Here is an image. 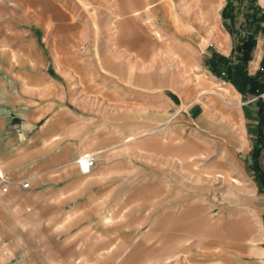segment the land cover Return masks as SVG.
<instances>
[{"label": "crops", "instance_id": "crops-1", "mask_svg": "<svg viewBox=\"0 0 264 264\" xmlns=\"http://www.w3.org/2000/svg\"><path fill=\"white\" fill-rule=\"evenodd\" d=\"M251 13L264 0H0V264H264L254 99L204 65Z\"/></svg>", "mask_w": 264, "mask_h": 264}, {"label": "trees", "instance_id": "trees-1", "mask_svg": "<svg viewBox=\"0 0 264 264\" xmlns=\"http://www.w3.org/2000/svg\"><path fill=\"white\" fill-rule=\"evenodd\" d=\"M224 7L222 15L225 16ZM264 21V13L257 15L251 13L244 16V21L239 24L246 28L249 32L246 36L241 38L239 35H233L232 38L234 45H236L237 55L225 58L224 56L211 52L204 56V65L216 77L232 83L238 91L242 94L243 101L254 99L253 103L256 106L257 118V134L256 144L252 151V160L254 169L259 172L258 157L260 151L264 147V102L260 95L264 93V53L261 59L259 69L254 75H249L247 72V63L249 62L252 52L255 47V38L258 30L261 28L260 23ZM232 23L236 26V20L233 18ZM236 38H240V43L236 44ZM262 176V184L264 185L263 173L259 172Z\"/></svg>", "mask_w": 264, "mask_h": 264}, {"label": "rangeland", "instance_id": "rangeland-1", "mask_svg": "<svg viewBox=\"0 0 264 264\" xmlns=\"http://www.w3.org/2000/svg\"><path fill=\"white\" fill-rule=\"evenodd\" d=\"M248 107H249V109H250L249 111L251 113H253L255 111V107H253L251 105H249ZM250 124L253 127L256 126V122L253 121V120H251V123ZM253 134H254V132H253ZM258 162H259L258 163L259 172L260 173H263V176H264V148L261 150V152L259 154V160H258ZM251 168H252V171L254 172V176L256 178V182L259 185L260 189L261 188H264V185L262 184L263 179H261L262 176H259V172H257L253 168V166H251ZM188 188H192L193 189L192 191H199V192H201V190H203V189H200L199 187L198 188L195 187V185L193 183H190V181H188ZM191 199L193 201V206L191 208L192 210L191 209L189 210L188 215L189 214L192 215V216L195 215V213L193 211V209H194V203H195V205H197V207H198L197 214H200L199 216H203L204 215L206 218L213 217V212H214L213 204L214 203H218L219 204V203H222L224 201L223 198H222V196H220L218 194L212 195L210 197L204 196V195L203 196H200V197L199 196H192V197L191 196H188V203H189V201H191ZM193 231H194L193 228H189L188 227V235H190L191 232H193Z\"/></svg>", "mask_w": 264, "mask_h": 264}, {"label": "built area", "instance_id": "built-area-1", "mask_svg": "<svg viewBox=\"0 0 264 264\" xmlns=\"http://www.w3.org/2000/svg\"><path fill=\"white\" fill-rule=\"evenodd\" d=\"M76 162H77L79 168L82 171L86 172V171L89 170L90 166L93 165V163H94V157H93V155L88 154V153L87 154H83V155H81V156L78 157V159L76 160ZM22 186L23 187H27V183L24 182L22 184Z\"/></svg>", "mask_w": 264, "mask_h": 264}, {"label": "bare ground", "instance_id": "bare-ground-1", "mask_svg": "<svg viewBox=\"0 0 264 264\" xmlns=\"http://www.w3.org/2000/svg\"><path fill=\"white\" fill-rule=\"evenodd\" d=\"M85 167V166H84Z\"/></svg>", "mask_w": 264, "mask_h": 264}]
</instances>
